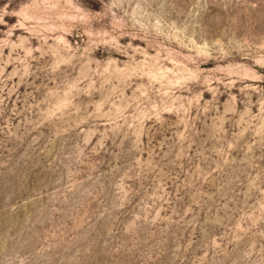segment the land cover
I'll return each instance as SVG.
<instances>
[{
	"label": "rangeland",
	"instance_id": "1",
	"mask_svg": "<svg viewBox=\"0 0 264 264\" xmlns=\"http://www.w3.org/2000/svg\"><path fill=\"white\" fill-rule=\"evenodd\" d=\"M0 264H264V0H0Z\"/></svg>",
	"mask_w": 264,
	"mask_h": 264
}]
</instances>
